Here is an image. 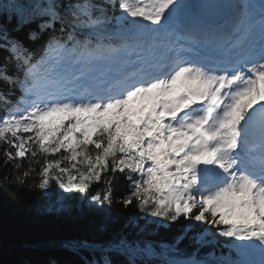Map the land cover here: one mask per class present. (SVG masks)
<instances>
[{
  "label": "snow or ice",
  "instance_id": "snow-or-ice-1",
  "mask_svg": "<svg viewBox=\"0 0 264 264\" xmlns=\"http://www.w3.org/2000/svg\"><path fill=\"white\" fill-rule=\"evenodd\" d=\"M117 7L121 15L110 16ZM195 7L189 0H0V52L6 53L0 84L10 86L7 92L0 90L5 163L44 155L38 188L55 196L58 204L64 197L49 191L50 181L63 193H88L110 171L103 179V194L91 196V203L110 207L116 173L127 171L133 190L122 201L125 206L135 200L151 217L187 221L171 243L149 241L141 247L121 237L100 249L126 255L128 264H136L138 257L159 264H264V3L240 0L238 11L223 26L204 20L191 25L187 14ZM113 21L125 37V48L129 40L142 41L149 53L158 37L179 29L188 39L209 42L229 29L227 59L176 53L167 63L156 64L140 56L115 75L90 80L81 75L53 82L57 91L40 90L26 41L47 34L45 52H57L56 46L64 48L57 31H67L69 40L80 27L100 35ZM87 43L86 37L85 48ZM14 62L26 70L20 81L24 94L16 103L9 99L17 83L9 75ZM89 145L97 150L94 159ZM61 150L69 154L63 159L73 169L76 163L86 166V171L76 169L78 182L73 175L65 182L53 171L70 172L61 167L62 160L46 158ZM197 228L201 230L190 238L195 250L181 251L180 241ZM217 236L239 242L230 246L235 258L212 250L220 243ZM63 246L85 247L71 241ZM205 247L210 251L201 256ZM82 264L97 261L84 259ZM103 264L113 262L104 256Z\"/></svg>",
  "mask_w": 264,
  "mask_h": 264
},
{
  "label": "trees",
  "instance_id": "trees-1",
  "mask_svg": "<svg viewBox=\"0 0 264 264\" xmlns=\"http://www.w3.org/2000/svg\"><path fill=\"white\" fill-rule=\"evenodd\" d=\"M68 2H74V0H65V3ZM109 15L120 16L121 12L117 7L114 11H110ZM117 27L113 21L103 32L115 33ZM91 33L88 28L80 27L75 30V38L69 40L67 31L65 33L57 31L56 35L60 38V44L64 45V48L56 46L57 52L51 49L45 52L48 42L47 34L35 42L26 41V46L32 53L30 64L36 65L35 79H40V73L47 69L46 61L50 57L55 58V54L78 56L89 48L95 49L98 46L101 49L107 48V50L109 46L116 47L118 50L128 49L115 39H111V44L105 46L104 43L96 41ZM86 37L90 43H87L85 48ZM5 55L6 53L0 52V62L3 61ZM9 75L17 80L16 85L11 86L12 95L9 97V99L12 98L13 103H16L24 93L20 81L25 79L22 75H26V71L24 68L15 67L14 62L9 65ZM28 79L31 82L32 76L30 75ZM9 87L0 84V90L5 92L9 91ZM3 112L4 107L0 102V115H3ZM20 135L27 137L32 134L20 133ZM5 149H8V145L0 142V264H53V262L55 264H82L84 259L95 260L97 264H103L104 256H108L113 264H128L126 255L104 252L100 249L121 237H126L133 245L139 243L141 247L149 241L171 243L175 237L180 235L181 229L187 223L183 217L176 223L151 217L147 212L140 211L135 200L132 204L125 206L122 201L133 190L131 182L126 179L127 171L116 173L112 185L114 202L110 207L91 203L92 195L98 192L103 194L106 188L103 179L112 175L110 171L102 173V180L99 183H92L88 193H63L55 181H50L49 191L64 197L62 203L58 204L55 196L46 195L38 188L41 179L39 172L44 164L45 156L38 153L35 158H32L28 154L22 160L5 163ZM11 151L15 150L11 149ZM96 152L94 145H89V154L93 156V159ZM67 155L69 154L61 150L60 153L46 158L49 161L62 160L61 167L69 168L70 172L61 174L58 170L53 171L61 175L65 182H67L68 175L76 176L77 181L74 182H78L79 173L76 169L86 171V166L76 163V168L73 169L71 163L63 159ZM30 166L32 171L29 172ZM25 172H28L27 176ZM132 175L136 179L139 178L135 174ZM200 230L197 228L189 232L188 236L180 241L178 248L187 253L193 252L197 245L190 238ZM217 240L220 242L219 245L212 249L217 255L236 256L235 249L230 247V243L234 241L232 238L226 241L225 237L217 236ZM69 241L76 244L83 243L85 247L78 250L64 247V243ZM208 251L210 249L207 247L201 248L200 255L203 256ZM136 264H159V262L138 257Z\"/></svg>",
  "mask_w": 264,
  "mask_h": 264
},
{
  "label": "rangeland",
  "instance_id": "rangeland-1",
  "mask_svg": "<svg viewBox=\"0 0 264 264\" xmlns=\"http://www.w3.org/2000/svg\"><path fill=\"white\" fill-rule=\"evenodd\" d=\"M189 2L191 3L192 0H189ZM116 35L125 38L122 34L117 33ZM157 41L158 46L156 47V51L159 52L160 46L161 44L166 42V38L164 37V35H162L157 38ZM136 42L140 44L142 41ZM134 44L131 45L134 50L132 53L133 55L131 56H114L115 49L111 53H106L101 51H94L89 48L88 52L83 56H80L79 58L68 56L53 58L55 60L54 62L56 63L54 66H51L53 68L52 72L50 69L52 75L49 76V80L52 82L48 81L45 91L54 88L53 82H58L56 80L60 81L58 83H66L67 81L73 80L74 77L81 75L84 80H88L89 78L101 76V74H103V72L105 71L115 70L117 67H120L121 64L131 62L133 59L132 56L135 57L136 52L141 50V48L146 45L144 44L138 51H136V49H134ZM258 258L259 257H257V259Z\"/></svg>",
  "mask_w": 264,
  "mask_h": 264
},
{
  "label": "water",
  "instance_id": "water-1",
  "mask_svg": "<svg viewBox=\"0 0 264 264\" xmlns=\"http://www.w3.org/2000/svg\"><path fill=\"white\" fill-rule=\"evenodd\" d=\"M207 6L211 10H217L222 8L225 12L224 16H217L216 21L223 20L226 18V15L228 14V11L230 9V0H207Z\"/></svg>",
  "mask_w": 264,
  "mask_h": 264
},
{
  "label": "bare ground",
  "instance_id": "bare-ground-1",
  "mask_svg": "<svg viewBox=\"0 0 264 264\" xmlns=\"http://www.w3.org/2000/svg\"><path fill=\"white\" fill-rule=\"evenodd\" d=\"M223 30H224V31H227V32L230 31L229 29H223ZM180 35H182V34H180ZM197 39H200V38L198 37ZM221 39H222V38H221ZM227 41H228V40H226V41H223V40H222V42H225V43H227ZM227 44H228V43H227ZM183 53H184V51H183ZM11 99H12V98H10V100H11ZM17 102H18V101H17Z\"/></svg>",
  "mask_w": 264,
  "mask_h": 264
}]
</instances>
